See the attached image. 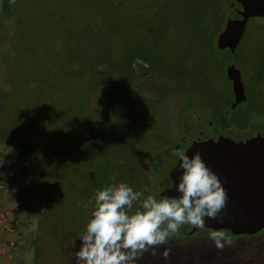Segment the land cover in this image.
Segmentation results:
<instances>
[{
    "label": "rangeland",
    "instance_id": "rangeland-1",
    "mask_svg": "<svg viewBox=\"0 0 264 264\" xmlns=\"http://www.w3.org/2000/svg\"><path fill=\"white\" fill-rule=\"evenodd\" d=\"M85 1L60 0V4L50 1L49 5L55 7H49L51 13L45 16V23L53 22L49 26H57L59 38L55 43V52L45 45L48 26L37 22V10L33 20L24 21L20 26L18 32L21 36H17L16 43L12 44L16 47L14 55L9 53L11 57L6 56V63L9 66L11 63L14 70L12 75V69L3 66L8 74L7 82L2 80L4 71L0 67V85L4 82L5 87L10 89L13 82L17 89L3 104L9 125L20 126L22 137L27 140L25 134L32 135L38 122L43 132L55 124L57 134L53 136L60 146L56 157L46 143H39V149L43 150L39 155L42 159L40 164L51 171L47 173V182L55 170L56 179H62L61 183L65 185L66 182L83 183V195H90L91 200L87 202V196L78 200L95 203V189L108 183L109 174L113 182L129 183L134 191L142 192V199L148 195L157 199L161 174L172 163L173 151L186 148L182 144L184 140L192 142L207 165L216 154L218 143L225 140L221 134L225 129L264 124V73L256 54L254 35L246 36L244 30L237 46L230 52L215 46L219 32L217 23L211 25L208 31L201 27L203 20L214 13L219 18L222 15L220 20L224 23L225 18L232 15L225 11L230 0H218L217 8L222 7L219 11L213 6L214 0H154L149 17L139 15L137 3L127 0L113 7L115 14L110 18L103 14L101 21L89 14ZM109 2L104 0V5L109 6ZM251 18L255 24H264V15ZM59 21L71 26V33H61L59 25H65L59 24ZM5 23L4 31L0 32V53L7 51L14 26L12 19L5 20ZM71 46L69 53L72 58L88 60L84 66L87 69L84 81L72 72L68 64L61 66ZM131 54L135 57L133 79L127 77L129 69L125 64V59ZM227 63L239 70L246 95L234 108L231 107L230 82L223 70ZM47 75L50 79L51 76L56 77L45 83L42 80ZM10 76L15 81H11ZM125 90L138 101L139 111L134 108L131 99L123 96ZM42 100L51 107L57 106L55 111L65 112L66 117H57L54 109H48L40 102ZM115 102L118 106L114 105ZM39 105H43L44 109ZM84 106H87L85 115H88L85 132L89 139L96 142L92 144L85 140L76 145L79 149L76 152L80 149L85 152L81 161L83 168L75 175L67 169L70 177L65 180L67 172L62 178L60 168L64 161L73 160L75 148L71 141L73 134L68 132L70 120L73 124L75 112L81 113L83 118ZM144 114L148 119L146 124ZM76 127L79 128L80 124L77 123ZM56 128H60L59 131ZM122 132L132 134L131 137L138 142L136 149L129 153L127 148L123 149V143L118 144L117 150L122 158L116 159L109 142L111 133L118 138V143L127 139ZM61 148L66 149L64 153ZM11 152V145L0 142V181L8 180L19 168L26 170L24 178L15 183V194H11L10 188L6 189L4 203L0 204L3 209H8L6 204L11 206L15 202L16 227L24 225L21 228L23 232H19L21 241L19 238L16 242L19 254H16L15 263L33 264L36 253L37 264H82L75 253L79 250L80 237L88 222L83 207L69 208L63 199L57 200L49 206V215L44 217L41 196L33 193L34 174L21 161L3 156ZM111 162H118L124 168L116 173L110 172ZM178 164L179 161L175 163L176 166ZM80 175L85 181L80 179ZM14 197H17L15 201ZM138 207L139 202H135L132 211ZM45 218L48 228L44 237L46 243L36 250L31 240H37L38 222ZM62 229L67 231L62 232ZM211 230L221 229L202 228L190 234L179 230L167 245L156 249V255H152L150 249L137 259L136 264H264V230L253 235L235 236L225 231L232 243L226 244L223 250L215 248L209 239ZM60 239L66 242L63 248L57 244ZM165 247L171 249L167 261L160 255Z\"/></svg>",
    "mask_w": 264,
    "mask_h": 264
},
{
    "label": "trees",
    "instance_id": "trees-1",
    "mask_svg": "<svg viewBox=\"0 0 264 264\" xmlns=\"http://www.w3.org/2000/svg\"><path fill=\"white\" fill-rule=\"evenodd\" d=\"M51 0H15V3H12L11 0H1L0 1V32L4 31L5 27H6V23L5 20L7 19H12L14 26H13V30L10 33V37H9V45H8V49L6 52H1L0 53V67L3 68V66H7L9 68L12 69V72L10 74L13 75L14 70L12 68V64H10V66L6 63V56H10L14 55L15 53V44H13V42L15 41L16 43V38L18 36V38H20L21 33L18 32L19 28H21L20 26L23 25L24 21L29 22L30 19L33 20V17L37 15V12L39 11V20L37 19V22H40L42 24H45L48 26V39L45 45H48L47 47H51V49L53 50L52 52H55V43L58 41V32L56 27L57 26H49V23H53V22H48L45 23V16H47V14L51 13V9L49 8L50 6L55 7L53 4L49 5ZM124 1L127 0H110L109 2V6L104 5V0H86L85 4L86 6H88V12L89 14H91V16H96L98 17V20H102L103 19V14L110 18L113 14H115V11L113 9V7L117 6L119 3H123ZM131 1V0H130ZM154 0H133L132 2L137 3V12L139 15L142 16H146L149 17L150 14L153 12L152 7H151V2H153ZM157 1V0H155ZM53 2L55 4H60V0H53ZM228 4V3H227ZM219 5V1L218 0H214V8H216V11L221 7L217 6ZM216 6V7H215ZM225 6V5H224ZM227 6V5H226ZM38 10V11H37ZM219 11V10H218ZM226 11V8H225ZM101 14V15H100ZM219 14V13H218ZM220 18H222V15L220 16ZM219 17H216V14L214 13L212 16H210L207 20H203V23L201 25V27L208 31L209 28L211 27V25H215L216 23L218 24V29L217 31H220V29H222L223 27V23H222V19L220 20ZM250 20V18L248 19ZM51 21V20H50ZM53 21H57V19H53ZM99 21V22H100ZM59 24L65 25V26H61L59 25L60 29H61V33L67 34V32L69 31V33H71L72 29L70 28L71 26L64 24L63 22L59 21ZM220 24V25H219ZM87 31H84V33H86ZM147 34H149L148 32H150L148 29H146ZM245 34L246 36H249V34H253L255 37V42H254V46L256 48V54L258 55V59L260 61L261 64V72L264 73V24H255L251 18L250 21L247 22L246 26H245ZM45 43V41H43ZM17 44H19V42H17ZM211 47L213 46V37H212V42H211ZM73 46L69 47V49L66 51L69 53V50L72 49ZM226 49V48H225ZM11 55H10V54ZM13 53V54H12ZM134 54L129 55L128 58L125 59V64H126V69H129L127 72V77L131 76V78H134V66H133V59H134ZM12 59V58H11ZM13 61V60H12ZM11 61V62H12ZM87 59H77V58H72L71 54L69 53L65 58H63V60L61 61V66L65 64H68L70 66V68H72V72H74L75 75H77V77L84 81L85 77H86V72L84 68V66L86 65L85 63L87 62ZM49 62V60L47 61ZM96 65V64H95ZM94 65V66H95ZM221 68V67H220ZM98 70V69H97ZM4 71V75H3V81L7 82L8 81V74H6V70L3 68ZM71 72V73H72ZM130 73V74H129ZM98 76H100V73H97ZM54 77H56V75L50 76L47 75L45 76V78L42 80L45 83H49L50 80H52ZM11 78V76H10ZM11 81H15L14 79L11 78ZM11 88L7 89L4 85V82L1 83L0 85V142L3 144H8L12 146V152L8 155H3L5 158H9V159H16L21 161V163L26 164L32 171V173L35 176V185H34V190L33 193L34 195H39L41 196V199L43 201V208L42 211H44V217L45 215H49L48 211H49V206H52V204H54L57 200H62L65 202V204H67V206L69 208H73V207H83V213L84 215L86 214V219L87 221H89L91 219V212L94 209V204L95 203H85L81 200H78L79 197H86L87 202H89L91 200L90 195L84 194L83 195V183L82 182H78V183H67L66 185L65 183H61V180L58 181L57 176H56V171H52L53 174L51 175L50 180L47 182V173L50 171V169L47 170V168H44L43 165H41L40 163L42 162V159L39 157L41 151L40 150V145L39 143H46L48 147H50V151L53 152V154L56 157L57 154V148H59V144L56 143V140L54 139L55 136H53L56 130H55V124L53 125V127L49 128V130H47L46 132H43L40 128V122H38V124L36 125V127L34 126V130H33V134L32 135H27L25 134V136L27 137V140L24 139L22 137L21 131L19 129L20 126H16L14 127V123L13 125L10 124L9 125V121H7L8 115L5 112V109L3 107V104L5 103V101L9 98L10 93L15 94L14 92L17 91V89L14 87L15 84L13 82H11L10 84ZM114 86V82L113 85ZM127 90H125V92H123V96L128 97L129 99H131L132 105H134V108H136L137 110L139 108H137L136 103H138L137 100H135V98H133V96L131 94H128L126 92ZM88 99V98H87ZM88 100H86L87 102ZM137 101V102H136ZM41 103H43L44 105L48 106V109H54L57 108V106H52L50 104H47L46 101L42 100L40 101ZM117 103H119L117 101ZM115 102V106H118ZM139 105V103H138ZM39 107H42L44 109L43 105H39ZM141 108V107H140ZM84 110L82 111L84 113V117H81V113L75 112V114L73 115V124H72V119L70 120V128H68L70 131L68 132H72L73 134V138L71 137V141L73 143V145L75 146L74 150H73V160L69 159L67 161L63 162V166L60 168L61 171L59 173V175H61V177L63 178V175H65V172H67V177H65V180H67L70 177V174L68 173V171L71 172V174L74 173V175L77 173H80L82 171V165H81V161L84 159L85 157V152H83L80 149V152H76V149L79 150L76 145L81 144L83 141H89L92 144L95 143L96 141H92L91 139H89L88 134L85 132V128L86 127V122H87V118L88 115H85V110L87 111V106H84L83 108ZM139 111V110H138ZM140 111L143 112L142 109H140ZM58 113V114H57ZM144 113V112H143ZM54 114L63 119V116H65V112L63 114L62 111H60L59 109H57V112L54 109ZM66 117V116H65ZM143 119H145V124L148 121V119L144 117ZM135 122V121H133ZM16 123V121H15ZM79 123L80 127L77 128L76 124ZM106 123V120L102 123V126ZM35 124V121H34ZM101 126V128H102ZM57 129V128H56ZM60 129V128H59ZM59 129H57V131H59ZM72 130V131H71ZM115 132V131H114ZM60 134V132H59ZM122 134L125 135V137L127 139H123L118 143V138L116 139V136H114V133H111L112 137L110 138V142H109V146L111 147L110 149H112V153L113 155H115L114 158L116 159H120L121 155H120V151L117 150L118 148V144H122L123 143V149L125 150L127 148L128 153L130 151H133L136 149V145H137V140L135 138H132L130 133H126V132H122ZM115 139V143H113ZM113 140V141H112ZM38 142V143H37ZM56 150V151H55ZM63 151V153L65 152V148H61L60 151ZM1 156V153H0ZM84 156V157H83ZM122 158V157H121ZM55 161V159H54ZM54 161H52V165L54 166ZM112 165L110 164V167L108 168L110 172H114L116 173L117 171H119L120 169L124 168L121 167L119 165L118 162L113 163L111 162ZM51 166V165H49ZM119 167V169L117 168ZM51 168V167H49ZM68 169V171H67ZM70 169V170H69ZM25 172L26 170H24L23 168H19L17 169V171L10 176V178L4 181L5 184H10V183H16L17 181L21 180L22 178H24L25 176ZM51 172V171H50ZM105 173L107 174V172L105 171ZM80 175V179H81ZM76 179V178H75ZM82 181H85V179H81ZM108 183L106 182L103 185H99L96 187V190H100L103 188H106L109 184L115 183L112 181V178L109 176L108 174ZM2 182V181H0ZM104 182V181H103ZM125 183V182H124ZM127 184V183H126ZM129 185V183H128ZM130 186V185H129ZM94 192V191H93ZM2 191L0 192L1 195ZM58 201V202H59ZM57 202V203H58ZM56 203V204H57ZM85 205H82L84 204ZM89 204H92L91 206H88ZM51 217V216H50ZM88 217V218H87ZM49 218V217H46ZM46 218L41 220L38 222V233L41 236V238H39L40 236L37 235V240L36 239H32L31 243H35V247L36 250L37 248L40 246H42L45 242L44 237L48 231V228H46ZM88 223V222H87ZM82 224V223H80ZM62 232H65L67 230L62 229ZM43 236V238H42ZM55 238V235H54ZM36 241V242H35ZM66 242H62V240L60 239L59 241H57V244L59 247L63 248V245ZM35 250V251H36ZM37 259V255L35 253L34 257H33V264H37L36 262Z\"/></svg>",
    "mask_w": 264,
    "mask_h": 264
},
{
    "label": "clouds",
    "instance_id": "clouds-1",
    "mask_svg": "<svg viewBox=\"0 0 264 264\" xmlns=\"http://www.w3.org/2000/svg\"><path fill=\"white\" fill-rule=\"evenodd\" d=\"M172 155L178 158L181 170L179 182L175 184L180 193L178 197L157 200L148 195L142 199V192L134 191L123 182L95 191L91 219L75 253L79 262L136 264L150 249L156 255V249L167 245L183 225L203 228L205 217H219L228 196L216 173L206 166L199 152L189 157L183 150H174ZM135 202H139V207L132 211ZM209 239L219 250L232 243L223 230H211ZM170 254L168 247L160 253L165 261Z\"/></svg>",
    "mask_w": 264,
    "mask_h": 264
},
{
    "label": "water",
    "instance_id": "water-1",
    "mask_svg": "<svg viewBox=\"0 0 264 264\" xmlns=\"http://www.w3.org/2000/svg\"><path fill=\"white\" fill-rule=\"evenodd\" d=\"M226 12L232 15L225 18L222 29L216 35L215 46L232 52L245 30L248 18L264 15V0H230ZM223 70L230 82L233 107L245 99L240 72L230 63L225 64ZM252 133L245 141H232V146L220 149L218 156L214 155L208 161L206 166L216 173L228 199L217 219L205 217L203 228H225L232 233H246L264 225V127ZM191 143L189 140L182 142L187 148L183 151L188 156L199 152ZM177 161L178 158L173 156L172 163L161 174L157 199L180 195L175 188L181 173L179 166L175 165ZM198 229L202 228L185 224L180 231L190 234Z\"/></svg>",
    "mask_w": 264,
    "mask_h": 264
},
{
    "label": "crops",
    "instance_id": "crops-1",
    "mask_svg": "<svg viewBox=\"0 0 264 264\" xmlns=\"http://www.w3.org/2000/svg\"><path fill=\"white\" fill-rule=\"evenodd\" d=\"M4 199L5 198L3 192L0 195V204L4 203ZM6 206L9 207L7 204ZM21 212L23 218L24 213L23 211ZM21 228H24V225L21 224L18 225V228L15 227L13 234H6L4 232H1L0 229V264H16V254H19V245L16 244V242L20 238L19 232H23ZM19 241H21V238L19 239Z\"/></svg>",
    "mask_w": 264,
    "mask_h": 264
},
{
    "label": "flooded vegetation",
    "instance_id": "flooded-vegetation-1",
    "mask_svg": "<svg viewBox=\"0 0 264 264\" xmlns=\"http://www.w3.org/2000/svg\"><path fill=\"white\" fill-rule=\"evenodd\" d=\"M245 98H246V95H245ZM237 104H235L232 108H234ZM263 127H264V124L262 126H259V127H250V128H248L246 126V127H242V128H238V129H229V128L225 129L224 134L221 133L222 135H224L223 137H224L225 140L222 143H218L217 149H215L216 150L215 156H218V154L220 152V149H228V147L230 145L232 146V141H236V142L237 141H245V140H247V138L251 134H253L252 132H256L258 130H261ZM240 136H244V137L240 138L239 140H236V138L240 137ZM221 230H224V231L228 232L230 235H233V236H235V235H253V234H257L260 231L264 230V225L259 227L257 230H254V231H251V232H246V233H244V232L243 233H232L229 229H225V228H223Z\"/></svg>",
    "mask_w": 264,
    "mask_h": 264
},
{
    "label": "built area",
    "instance_id": "built-area-1",
    "mask_svg": "<svg viewBox=\"0 0 264 264\" xmlns=\"http://www.w3.org/2000/svg\"><path fill=\"white\" fill-rule=\"evenodd\" d=\"M4 181L0 182V192L2 191V193L4 191H6V189L8 190V188H10L9 190L12 191L11 194H15L16 192V188L15 183H10V184H5L3 183ZM5 188V189H4ZM17 197H14V201L16 200ZM15 202H13V204L11 206L8 207V209H3L2 207H0V229L1 232H4L6 234H13L14 233V229L17 226V221H16V212H15V208L14 207ZM7 208V207H6Z\"/></svg>",
    "mask_w": 264,
    "mask_h": 264
}]
</instances>
